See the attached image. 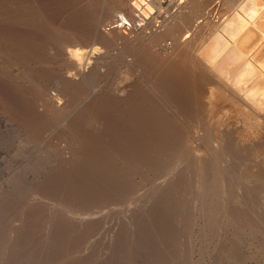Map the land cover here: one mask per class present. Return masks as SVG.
Masks as SVG:
<instances>
[{"label": "rangeland", "instance_id": "1", "mask_svg": "<svg viewBox=\"0 0 264 264\" xmlns=\"http://www.w3.org/2000/svg\"><path fill=\"white\" fill-rule=\"evenodd\" d=\"M111 1L0 0V264H264V121L189 113L176 0H126L70 69Z\"/></svg>", "mask_w": 264, "mask_h": 264}, {"label": "bare ground", "instance_id": "2", "mask_svg": "<svg viewBox=\"0 0 264 264\" xmlns=\"http://www.w3.org/2000/svg\"><path fill=\"white\" fill-rule=\"evenodd\" d=\"M156 1H158V3H161V0ZM54 3L56 2L54 1ZM130 5L133 8L130 6L129 8L134 9V11H139V14H136V16H139L141 14L144 16L143 12H145L146 15L147 9L150 10L153 8L151 7L152 4H150L149 0H133ZM157 5L158 4H156V6ZM124 6H126V0H112L109 5H107L106 7L102 6L103 8L101 7L100 11H98V20L96 19L97 21L92 26L93 29L89 28L90 30H92L91 35H81L80 33L79 38L73 35L74 38L71 36L72 38L63 41V49H61L63 52L68 50L65 55L67 66L70 69L71 67L75 66L76 63H78V65L81 67L80 64L82 62V57L86 52L100 51L101 47L99 46V43L106 42L105 34L107 35V33L111 32H105V34L101 32L102 34H104L103 37L98 35V33L100 32L97 30V25L98 23H101L99 22V19L101 20V18L106 17L107 15L109 17V14L111 16V13L116 12L115 10L119 8L123 9ZM152 10L154 11V9ZM91 12L93 15L95 14V12ZM175 12H177L174 17L176 22L174 24L175 26H173L171 23L173 27L169 28L168 24L170 21L168 22L165 20V22L161 24L163 25V27L161 26V35H163L165 38L168 35H171L174 39V41H172L175 42L174 47L176 48V50H173L172 54L174 53V51L176 52L174 53L175 59L173 61V64L175 63V69L173 70V73H175L177 85L180 86V88L177 86L175 87V89L176 91H178L177 88L181 89V87H183L186 89H184L185 91L192 93L191 100L194 101V104H191L197 107L196 108L195 106H190L189 104L191 108L194 107V109L189 110L190 107L188 106L189 113L192 112L191 110L195 111L196 109L195 114L199 116L201 115L204 118L206 116L208 118V121H210V118L213 120L230 118L232 116L238 117V119H243L245 125H247L250 129L254 130L257 127L259 128L261 122L264 121V0H176ZM86 13L90 15L89 12ZM119 13L121 12L119 11ZM154 14L156 13L154 12ZM163 14L165 13L163 12ZM82 17L83 16H81V18ZM146 18L147 17H145V19ZM121 19L124 18H122L121 16L120 20ZM112 21L117 20L114 19ZM141 21L144 22V20L142 19ZM113 23L116 22H111L107 25L112 26ZM138 24L135 23V25ZM149 24L151 25L152 23ZM85 25L87 26L88 23L84 24V26ZM118 25L120 24H114V26H116V29L114 30L120 29L117 28ZM86 26L85 28H87ZM70 30H68L69 33ZM93 30H96L94 32L95 35L93 34ZM111 30L113 29L111 28ZM124 31L126 30L124 29ZM64 32L67 31L64 30ZM75 33L77 32L75 31L74 34ZM57 42L59 43V41ZM111 44L113 43L111 42ZM105 45H107V43ZM166 45H163V47ZM171 48L172 47H170L169 49ZM172 54L170 55V57L174 56ZM72 59L76 61H73ZM167 59L168 58H166L165 61H167ZM169 65L167 64V66ZM77 68L78 67H76V69ZM170 77L171 76H169V78ZM166 80L164 79V81ZM164 83L165 82H162V84ZM168 83H170V81ZM170 84H167V86H169ZM164 86V89L167 88ZM168 91H171L170 88ZM174 91H172L171 93H173ZM182 91L183 90H181L180 92L178 91V93L184 94L185 91ZM186 97H188V95ZM183 98L185 97H182L181 99L183 100ZM188 100H190V97L186 101L188 102ZM177 101H179V99ZM199 104L201 105V107H198ZM197 118L198 117H196V119ZM218 123L215 124L217 125ZM207 125L206 128L208 129Z\"/></svg>", "mask_w": 264, "mask_h": 264}]
</instances>
